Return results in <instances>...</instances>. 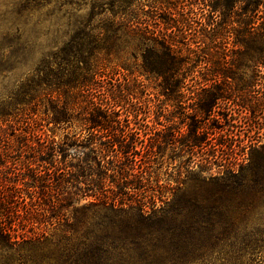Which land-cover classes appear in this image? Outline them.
<instances>
[{"label": "trees", "instance_id": "trees-1", "mask_svg": "<svg viewBox=\"0 0 264 264\" xmlns=\"http://www.w3.org/2000/svg\"><path fill=\"white\" fill-rule=\"evenodd\" d=\"M143 1L94 0L83 16L77 14L80 0L0 3V74L26 49L21 42L26 26L49 22L77 29L36 63L20 89L45 97L55 120L75 117L81 126L76 137L43 140L37 150L29 142L37 133L10 118L7 109L0 110L6 124L0 127V264H264V0L208 1L222 23H235L234 41L241 48L236 58L219 63L222 78L213 79V89L204 87L191 112H182L180 124L188 120L187 135L178 127L168 139L201 150L211 143L206 129L214 131L216 116L222 114L227 122L235 109L237 118L246 120L247 135L236 142L229 135L228 144H213L198 173L212 165L218 171L196 174V186L178 188L164 198L146 164L157 143L152 136L141 138L131 125L139 114L128 104L134 79L104 87L105 92L102 88L107 70L125 64L113 63L109 55L130 49L141 57L139 75L156 82L168 99L181 102L178 93L190 60L181 54L176 35L165 31L178 29V19L171 17L176 7L170 0H158L154 9ZM146 6L160 15H148ZM178 9L186 39L188 11ZM151 18L159 23L154 26ZM20 134L27 142L19 153L62 165L54 179L60 192L48 198L47 207L50 218L64 220L74 235L48 242L36 231L34 224L44 222V207L32 202V192L27 201L28 193L17 178L11 179L20 173L17 165L31 162L18 157L6 161L14 151L12 137ZM86 192L92 199L74 208L70 222L63 210L78 204L80 193Z\"/></svg>", "mask_w": 264, "mask_h": 264}, {"label": "rangeland", "instance_id": "rangeland-1", "mask_svg": "<svg viewBox=\"0 0 264 264\" xmlns=\"http://www.w3.org/2000/svg\"><path fill=\"white\" fill-rule=\"evenodd\" d=\"M8 1L10 0H0V3ZM92 1L94 0H80V8L77 14L85 15ZM170 1L176 7V10H172L173 14L171 17L178 19V23L175 21L174 24L179 26H177L178 29L173 27L165 31L168 34L176 35V39L180 41L177 44L180 46L181 54L190 60V66L186 70L184 86L178 93L181 102L178 103L179 101L177 102L176 97H173L175 100L171 101L173 98L168 99L167 96L162 94L156 82L147 80L144 75H139L140 70L138 68L141 57L139 54H133L130 49L116 48L118 50L109 55V59L113 63L123 62L125 64H120L124 68L117 65L113 69L107 70V76L102 87L105 92L104 87L110 88L118 82L123 86L127 80L131 82L134 79L132 82H134L135 92L130 95L128 104H130V107L138 108L139 114L132 120L131 125L137 127L141 138L152 136V142L156 141L155 143H157L153 146L150 161L146 164L151 174L152 183H155L154 179H158V184L162 187V198L171 197L172 193L178 188L196 186L198 181L193 179L196 174L197 176H207L218 171V168L212 165L211 169L198 173V165H206L205 157L209 156L213 144L219 142L224 145L228 144L230 142L229 135H233L232 138L235 142L241 139V136L246 137L247 135L243 129L247 127V123H244L245 126H243V122L246 120H239L235 109V114L227 122L222 118V114L216 116V121L213 122L215 125L213 127L214 131L210 130V128L206 129L208 137L212 139L211 143L201 150L197 148L190 149L189 145L168 139V133L174 129H179L178 127H180V131L187 135L188 125L185 123L188 120H185L184 126L180 124L182 112H191L192 107L195 106L196 96L204 91V87H210L209 90L213 89V79L220 80L222 78L219 63L225 59L236 58L238 50L241 48L234 41L233 28L235 23L231 20L222 23L219 12H212L208 6L209 0ZM158 2V0H147L142 3L151 4L155 9L158 6ZM178 7H183V11H188L187 18L189 20L187 19V21H189V28H186L185 31L188 34L186 39L182 37V30L185 27L181 25L182 17L178 14ZM144 9H147V14L150 16L157 14L156 12H159L156 16L160 15V11H155L153 8L150 10L146 6ZM166 14L161 13L163 16ZM149 21L154 26L159 23L158 19L153 20L151 18ZM159 25L164 27L162 23ZM73 33H77V29L57 26L49 22L36 27L32 25L26 26L21 41L22 46L26 45V49L20 52L18 59L12 58L4 66L6 72L0 74V110L2 108L7 109L13 115L10 118L19 119L27 123L37 133V136L29 138L30 144L37 150L43 146V140H47V143L51 139L61 142L66 138L76 137L81 132V126L75 117L70 118V121L55 120L50 103L45 97L34 93L25 94L20 89V81L22 82L27 77L36 63L43 58L50 57ZM244 71L248 74L250 73L248 69H244ZM216 83L219 84V81H216ZM61 99L62 97H59V105ZM220 111L222 113L223 110L220 109ZM2 119H5V116ZM5 126V122L0 119V127L4 128ZM207 127L209 126L207 125ZM261 136L262 140H264V130L261 132ZM11 141L14 151L6 161L11 163L12 159L18 157L20 160L28 159V162H31L30 166H25L24 163L17 165L18 169L15 171L20 173L17 176L11 175V179L17 178L19 186L23 188V193H28L26 194L27 201L29 199L27 195L32 192V202L44 207V222L40 223V225L38 223L34 224L35 227L39 226L35 228L36 231L39 233L43 232L48 237V242H55L66 234L67 236L74 235L75 229L66 226L64 220L57 221L50 218L51 214L47 207L48 198L53 199L60 192L59 188L55 186L56 181L54 179H56L58 168L62 167V165L60 166L59 164L57 166L56 163L52 165L50 161L43 162L40 157L33 153H19L18 148L21 143L27 142V139H24V135L20 134L19 137H12ZM48 181L51 183L48 184ZM43 189L45 191L44 194L42 192ZM80 194L81 198L78 197V204H73L63 210L70 222L73 220L74 208H78L92 199L89 196L90 192L85 193L87 196H83V193ZM159 203L157 198V204Z\"/></svg>", "mask_w": 264, "mask_h": 264}]
</instances>
